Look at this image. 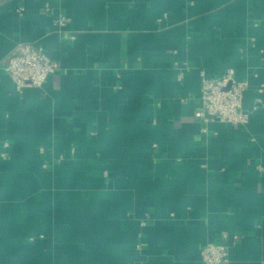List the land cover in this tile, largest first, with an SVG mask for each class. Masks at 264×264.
Listing matches in <instances>:
<instances>
[{
  "label": "crops",
  "instance_id": "1",
  "mask_svg": "<svg viewBox=\"0 0 264 264\" xmlns=\"http://www.w3.org/2000/svg\"><path fill=\"white\" fill-rule=\"evenodd\" d=\"M26 43L58 68L17 93ZM197 68L247 82L244 126L193 116ZM257 167L264 0H0V264H264Z\"/></svg>",
  "mask_w": 264,
  "mask_h": 264
},
{
  "label": "built area",
  "instance_id": "2",
  "mask_svg": "<svg viewBox=\"0 0 264 264\" xmlns=\"http://www.w3.org/2000/svg\"><path fill=\"white\" fill-rule=\"evenodd\" d=\"M22 16L23 9L17 10ZM69 19L64 16L58 17L54 24L59 28L65 27ZM72 38V37H71ZM58 65L49 59L44 50L34 44H22L7 57L1 67L2 72L12 81L17 93H21L26 88H39L53 75ZM184 70L177 72V79L181 80ZM199 78V109L195 110L193 116L203 125L212 122H219L235 126H244L248 121V113L242 111L241 104L243 94L247 89L246 81H236L232 77V71L228 69L217 78H210L203 69H196ZM263 87L258 89L262 92ZM206 128L201 129L205 134ZM4 147H7L5 144ZM42 152V149H39ZM71 154L73 150L71 149ZM62 160V159H61ZM179 161V159H177ZM60 161V159H58ZM264 174V169L257 167ZM237 236L231 237L232 243L237 240ZM135 248L140 249L137 243ZM201 264H229L227 244L206 243L200 251Z\"/></svg>",
  "mask_w": 264,
  "mask_h": 264
}]
</instances>
